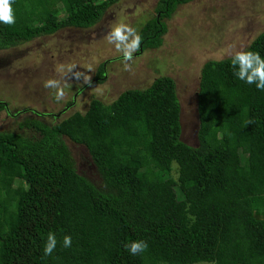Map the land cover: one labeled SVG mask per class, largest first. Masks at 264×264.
Returning a JSON list of instances; mask_svg holds the SVG:
<instances>
[{
  "label": "trees",
  "instance_id": "16d2710c",
  "mask_svg": "<svg viewBox=\"0 0 264 264\" xmlns=\"http://www.w3.org/2000/svg\"><path fill=\"white\" fill-rule=\"evenodd\" d=\"M118 1L13 0L16 22L0 23V51L90 28ZM191 1L158 0L138 53L160 47L166 20ZM246 50L264 57V31ZM197 103L196 146L182 139L168 75L109 103L92 96L55 124L24 119L19 129L35 135L0 132V264H264V91L235 77L231 57L212 59ZM68 141L86 147L100 183L78 171ZM49 232L57 246L44 256ZM135 240L147 251L130 255L124 245Z\"/></svg>",
  "mask_w": 264,
  "mask_h": 264
},
{
  "label": "rangeland",
  "instance_id": "374dc122",
  "mask_svg": "<svg viewBox=\"0 0 264 264\" xmlns=\"http://www.w3.org/2000/svg\"><path fill=\"white\" fill-rule=\"evenodd\" d=\"M48 2L52 0H47ZM158 0H120L90 28L66 27L51 35L18 47L0 51V132H20L26 118L57 123L75 111H84L92 96L109 103L129 88H145L157 76L168 75L177 83L182 105V139L198 145L199 115L197 92L201 68L212 59L231 57L235 50H246L264 31V0H193L179 6L167 19L164 43L158 48L134 53L130 71H124L122 55L104 36L110 25L124 21L141 29L156 14ZM107 64L104 82L95 83L99 67ZM61 64H76L73 71L85 72L91 82L57 72ZM91 67L92 71L87 72ZM48 79L61 80L65 97L57 102L54 90L44 88ZM72 105L66 109L71 101ZM78 171L95 183L99 171L88 150L70 141ZM153 163L150 161L146 164ZM208 264V263H201Z\"/></svg>",
  "mask_w": 264,
  "mask_h": 264
},
{
  "label": "clouds",
  "instance_id": "9594fccd",
  "mask_svg": "<svg viewBox=\"0 0 264 264\" xmlns=\"http://www.w3.org/2000/svg\"><path fill=\"white\" fill-rule=\"evenodd\" d=\"M13 0H0V23L4 25H14L16 22L14 10L12 7ZM104 40L113 45L116 52L122 55L124 71L131 70L130 61L133 60L134 53L139 51L142 37L138 29L124 21H117L110 25ZM76 64H61L56 69L62 76H74L77 81L83 80L84 84L91 82V76L85 72L73 71ZM231 67L234 75L240 81L246 84H254L258 90L264 91V57L259 52L244 50L243 48L231 53ZM91 72V67L86 69ZM44 88L54 90V99L59 102L65 97L64 86L59 79H48L44 82ZM189 219L195 220V217L189 216ZM72 245V238L69 235L63 237V247L69 248ZM57 246L56 235L53 232L47 234L46 241L43 245V255L50 256ZM125 250L133 256L142 254L147 251L148 244L144 240H135L124 245Z\"/></svg>",
  "mask_w": 264,
  "mask_h": 264
}]
</instances>
